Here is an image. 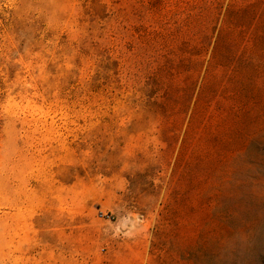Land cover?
Wrapping results in <instances>:
<instances>
[{"label": "rangeland", "instance_id": "1", "mask_svg": "<svg viewBox=\"0 0 264 264\" xmlns=\"http://www.w3.org/2000/svg\"><path fill=\"white\" fill-rule=\"evenodd\" d=\"M0 264H264V0H0Z\"/></svg>", "mask_w": 264, "mask_h": 264}]
</instances>
